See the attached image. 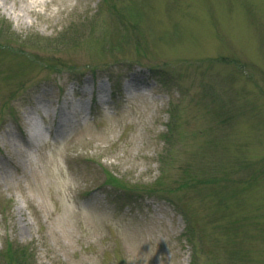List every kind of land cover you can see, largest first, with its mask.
<instances>
[{"label": "rangeland", "instance_id": "1", "mask_svg": "<svg viewBox=\"0 0 264 264\" xmlns=\"http://www.w3.org/2000/svg\"><path fill=\"white\" fill-rule=\"evenodd\" d=\"M35 1L0 0V264H264V0Z\"/></svg>", "mask_w": 264, "mask_h": 264}, {"label": "bare ground", "instance_id": "2", "mask_svg": "<svg viewBox=\"0 0 264 264\" xmlns=\"http://www.w3.org/2000/svg\"><path fill=\"white\" fill-rule=\"evenodd\" d=\"M36 3H32V2H29V6H32V5H36V4H38V1L36 0L35 1ZM38 108V107H37ZM46 112V110L43 112V113H45ZM31 112H28V114H30ZM27 114V116H26V122H28V117H29V115ZM31 122H30V124H32V127H31V129H30V131H28V133H27V139L28 140H30V141H35L36 143L39 141V140H41L42 138H43V133L41 134L40 132H38L37 130H35V127H34V122H32V119L30 120ZM64 127L66 126V125H63ZM58 124H57V129H58ZM32 130V131H31ZM9 134H8V132H6L5 134H4V136H2L1 137V140L2 141H9L10 142V144H13L14 145V142H13V140L12 139H10L9 137ZM38 144V143H37Z\"/></svg>", "mask_w": 264, "mask_h": 264}, {"label": "trees", "instance_id": "3", "mask_svg": "<svg viewBox=\"0 0 264 264\" xmlns=\"http://www.w3.org/2000/svg\"><path fill=\"white\" fill-rule=\"evenodd\" d=\"M20 254H23V252H20Z\"/></svg>", "mask_w": 264, "mask_h": 264}]
</instances>
